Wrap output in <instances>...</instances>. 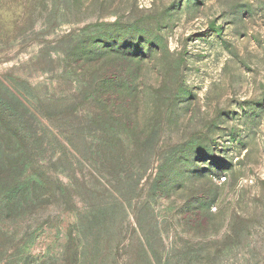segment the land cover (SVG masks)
I'll list each match as a JSON object with an SVG mask.
<instances>
[{"label":"rangeland","instance_id":"1","mask_svg":"<svg viewBox=\"0 0 264 264\" xmlns=\"http://www.w3.org/2000/svg\"><path fill=\"white\" fill-rule=\"evenodd\" d=\"M0 80V264H264V0H0Z\"/></svg>","mask_w":264,"mask_h":264},{"label":"trees","instance_id":"2","mask_svg":"<svg viewBox=\"0 0 264 264\" xmlns=\"http://www.w3.org/2000/svg\"><path fill=\"white\" fill-rule=\"evenodd\" d=\"M102 81H99V83ZM104 82L111 84L112 89H115L117 91L116 94H119L121 97L123 96L122 90L124 88L127 90L125 79L121 73H118L116 76L112 75L110 81L104 80ZM1 89H5L6 93L3 95L0 93V152L14 153L25 158L29 152L35 151L33 140L35 135L22 123V120L17 114V110L14 108V103L6 96L10 91L0 80ZM103 130L100 129L99 132L103 133ZM124 142H126V139H115V141L109 142L100 137L96 140V143H99L100 146L107 148H110L112 145L116 146V144L122 147ZM68 144H70L74 151L77 150L71 141H68Z\"/></svg>","mask_w":264,"mask_h":264}]
</instances>
